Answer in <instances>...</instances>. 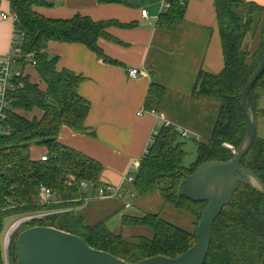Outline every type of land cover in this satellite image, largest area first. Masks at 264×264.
I'll return each instance as SVG.
<instances>
[{
    "label": "trees",
    "instance_id": "trees-1",
    "mask_svg": "<svg viewBox=\"0 0 264 264\" xmlns=\"http://www.w3.org/2000/svg\"><path fill=\"white\" fill-rule=\"evenodd\" d=\"M8 1L10 10L18 15V31L23 34L18 65L23 70H34L33 76L37 75L38 81L31 74L22 79L23 88L11 97L13 104L8 122L12 131L8 136H0V264H5L2 232L6 220L44 213L48 215L42 220L23 223L20 229L54 227L84 239L93 249L128 263L159 255L174 258L188 251L195 243L196 232L169 223L160 213L123 216L119 232L110 231L107 220L92 225L77 214V208L86 203L83 198L87 195L80 183L87 181L95 187L100 186L103 168L58 142L65 126L76 134L88 133L85 121L90 103L78 94L83 77L67 69L58 71L57 59L45 50L50 42L82 44L103 58L98 41L110 37L107 29L119 24L95 22L82 15L53 20L35 10L52 6L47 0ZM97 2L121 5L125 0ZM169 3L171 7L159 16L158 26L171 31L184 20L186 0H170ZM214 3L224 69L213 75L201 71L192 93L198 99L215 101L219 105L211 139L202 142L193 138L196 159L185 167L186 143L173 126L160 127L130 184V191L136 194L134 200L159 192L165 205L192 216L195 226L207 203L183 199L177 189L185 176L195 173L202 164L226 162L234 157L223 144L238 149L245 138L247 124L240 107L242 91L261 62L263 47L264 7L245 0H215ZM259 33L257 49L250 53L251 42ZM248 36H252V40L246 45ZM33 61L36 65L28 67ZM250 92L248 107L258 127L259 118L264 119V111L258 106L264 97V72ZM147 95L144 110L156 112L164 98L163 88L153 83ZM35 146L46 148L47 161L31 159L30 150ZM248 152L241 167L251 170L264 183V139L257 136ZM68 182H72L71 186ZM41 186L54 193L52 200L56 201L51 205L40 204ZM232 197V202L223 208L213 225L205 264H264V192L238 184ZM127 228L144 229L145 233L127 239L124 232ZM18 236L14 234L10 241L8 264L17 262L15 242Z\"/></svg>",
    "mask_w": 264,
    "mask_h": 264
},
{
    "label": "crops",
    "instance_id": "crops-1",
    "mask_svg": "<svg viewBox=\"0 0 264 264\" xmlns=\"http://www.w3.org/2000/svg\"><path fill=\"white\" fill-rule=\"evenodd\" d=\"M47 1L52 6L35 8L44 18L61 20L82 15L95 22L119 24L107 29L110 37L98 41L103 58L82 44L50 42L45 50L57 59L58 71L67 69L83 77L78 94L90 103L85 121L89 131L76 134L62 127L58 142L98 162L103 168L102 184L122 185L130 191L132 186L123 183L128 170L133 163H141L162 124L187 131L190 137L202 142L211 139L219 105L198 99L192 93L201 71L213 75L224 69L215 0H186L184 20L171 31L158 26V18L165 14L170 0H125L121 5H102L97 0ZM245 1L264 7V0ZM144 10L148 21L142 16ZM10 12L9 1L0 0V58L12 48L13 25L1 16ZM131 69H139L142 74L131 79L128 77ZM25 73L38 81L37 75L33 76L34 70L27 69ZM153 83L164 90L163 101L154 114L144 110ZM44 155H47L44 147L30 150L33 160ZM95 202L103 208L100 220H107L112 232L120 229L123 216L128 215L160 213L169 223L186 231H191L194 221L189 214L165 205L159 192L134 201L127 198ZM127 202H132V206L125 208ZM88 205L86 202L82 207ZM124 232L140 235L145 230L127 228Z\"/></svg>",
    "mask_w": 264,
    "mask_h": 264
},
{
    "label": "water",
    "instance_id": "water-1",
    "mask_svg": "<svg viewBox=\"0 0 264 264\" xmlns=\"http://www.w3.org/2000/svg\"><path fill=\"white\" fill-rule=\"evenodd\" d=\"M262 56L257 70L250 76L241 97L242 114L247 131L237 153L230 161L207 162L186 175L177 192L183 199L207 203L195 233V243L185 253L174 258L155 256L136 263L126 262L105 251L90 247L84 239L47 226L32 227L18 234L15 242L16 264H205L210 249L213 225L224 207L233 199L238 184L249 185L264 192V183L241 161L256 139L257 125L248 107L250 91L264 72V34Z\"/></svg>",
    "mask_w": 264,
    "mask_h": 264
},
{
    "label": "built area",
    "instance_id": "built-area-1",
    "mask_svg": "<svg viewBox=\"0 0 264 264\" xmlns=\"http://www.w3.org/2000/svg\"><path fill=\"white\" fill-rule=\"evenodd\" d=\"M171 5L169 3H166L165 9H169ZM2 19L5 21H10L13 25V43L12 48L7 56H4L0 58V136H8L11 133L10 124L8 122V113L11 109V105L13 104V100L11 99L12 95L15 94L20 88H23L24 84H22V79L26 76V69L23 70L19 67L18 61L21 58V46L23 42V34H21L18 31V23L19 18L17 13H2ZM142 16L145 20L148 21L147 11H142ZM36 65V62L33 61L32 63H29L27 66L30 68H33V66ZM142 73L138 69H131L128 70V77L131 79H136L138 76H140ZM146 76V74L144 75ZM139 113V115H141ZM152 114L156 113L151 112ZM160 120H163V116H159ZM165 127H169L170 124L165 123L162 124ZM177 132L181 136V138L185 139L190 137L189 133L187 131H183L181 129H177ZM157 134V131H155L154 135ZM197 141L199 139L197 138ZM223 147L226 148L229 152H232L233 155H235L237 152V149L233 145L229 144H223ZM146 153V152H145ZM41 161H47L46 156H41L39 158ZM140 167L139 163H133L129 172L127 173L123 183L131 184L134 182L135 175L138 173V169ZM72 182H68V186H71ZM81 189H83L85 192H89V194L86 195V197L83 198L85 202L89 201H97L99 200H112L117 199L123 201L124 199H130L134 200L136 197V194L131 191H126L122 185L120 186H109L104 185L101 183L100 186L95 187V185L91 182L82 181L80 183ZM41 192H40V204L42 205H51L52 202H55L53 199L54 193L46 188L41 186ZM132 206V202H127L125 205V208H129ZM44 214H38V215H30L25 217L24 219L27 222L31 221H37L38 219L43 218Z\"/></svg>",
    "mask_w": 264,
    "mask_h": 264
},
{
    "label": "rangeland",
    "instance_id": "rangeland-1",
    "mask_svg": "<svg viewBox=\"0 0 264 264\" xmlns=\"http://www.w3.org/2000/svg\"><path fill=\"white\" fill-rule=\"evenodd\" d=\"M251 38H252V36L251 37L250 36L247 37L246 45L249 43L248 40H252ZM259 41H260V33L255 38V41L251 42V45L249 44L250 45V53H253L257 49V45L259 44ZM245 47H247V46H245ZM246 49H248V47ZM258 106H259L260 109H262L264 111V97L260 100ZM258 121L259 122H258V127H257L256 134H257V136L262 137L264 139V119L263 118H259ZM183 140L186 143V147H185L186 158H185L184 163H183L184 166L186 167V166H189L190 164H192L195 161L196 153H195V146H194L193 137H188V138H185ZM203 142H207V141L203 140ZM87 203L88 204L90 203V205L85 206V207L83 206V207L77 208V214L81 215L82 217H85L86 221L89 224H92V225L97 224L98 221H100V219L103 218V216H102L103 208L100 207V205H98L95 202V200L94 201H89ZM44 214H45V215H43L44 217L46 215H48V213H44ZM27 216L11 217V218H8L6 220L5 227H4V230L2 232V243H3L5 264H8V247H9L10 241H11L12 237L14 236V234H20L21 233L22 230L20 229V226L23 225V223L27 222L24 219ZM38 220H42V218L38 219ZM195 222H196L195 220L192 222L191 227H190L191 229L188 228L194 233L197 230V226H195ZM14 225H15V228H14V230L11 233V236L9 238L8 244H5V239H6V236H7L6 234H7L8 230L11 227H13ZM115 232H119V231L117 230ZM125 235H126L127 239H131V238L137 236L138 234L137 233H132V234L128 233V234H125Z\"/></svg>",
    "mask_w": 264,
    "mask_h": 264
},
{
    "label": "bare ground",
    "instance_id": "bare-ground-1",
    "mask_svg": "<svg viewBox=\"0 0 264 264\" xmlns=\"http://www.w3.org/2000/svg\"><path fill=\"white\" fill-rule=\"evenodd\" d=\"M14 228H15V225L8 230V232L6 234L7 236H6V239H5V244H8L9 238H10L11 233L14 230Z\"/></svg>",
    "mask_w": 264,
    "mask_h": 264
}]
</instances>
